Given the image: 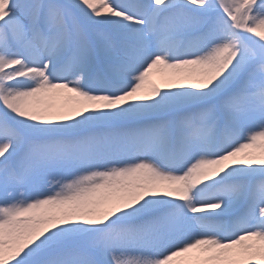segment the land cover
Instances as JSON below:
<instances>
[{"label": "snow or ice", "instance_id": "obj_1", "mask_svg": "<svg viewBox=\"0 0 264 264\" xmlns=\"http://www.w3.org/2000/svg\"><path fill=\"white\" fill-rule=\"evenodd\" d=\"M0 264H264V0H0Z\"/></svg>", "mask_w": 264, "mask_h": 264}]
</instances>
